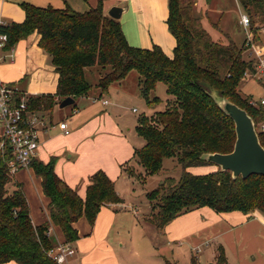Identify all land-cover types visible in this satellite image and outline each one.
I'll use <instances>...</instances> for the list:
<instances>
[{"label":"trees","instance_id":"trees-1","mask_svg":"<svg viewBox=\"0 0 264 264\" xmlns=\"http://www.w3.org/2000/svg\"><path fill=\"white\" fill-rule=\"evenodd\" d=\"M239 2L254 28L260 25L252 18L250 5L257 4L264 9V0ZM22 7L26 13L23 22L0 24V33L8 36L6 49L37 31L39 46L49 54L59 74L55 95L26 96L32 109L52 111L67 97L87 95L94 85L87 80L85 69L96 65L110 67L96 85L102 93L133 69L140 75L141 91L147 102H159L158 97L151 100L150 93L158 83L165 84L170 95L168 107L139 119L136 131L145 144L134 154L146 175L158 173L164 159L171 157H176L183 169L178 182L166 194L163 195L165 187L161 185L147 194L151 201L160 200V211L153 218L158 229H164L177 216L204 206L217 212L259 210L264 213L263 175L234 179L230 171L219 167L207 174L188 171L190 167L214 165L202 159L201 154L231 152L236 140L234 121L209 95L208 84L245 108L256 123L263 117V112L250 105L249 97L238 90L249 68L242 55V45L238 46L225 33L221 34L227 43L214 39L203 26L201 16L194 14L191 0L169 1L167 22L177 42L173 57L158 45L152 49L129 45L120 19L106 15L101 1L86 12L29 3ZM24 93L21 90L16 99ZM259 136L264 146V133ZM10 158L8 154L0 155V264L11 260L19 264H58L48 253L58 244L49 235L51 222L61 228L65 243L75 242L79 233L74 223L80 217L86 216L94 225L104 205L122 202L115 182L103 170L91 177L86 196L82 198L58 176L55 158L48 163L34 158L31 167L42 178L44 193L50 198L51 220L34 225L22 187L14 183L9 173ZM133 173V170L128 172ZM169 180L173 181V177ZM13 184L16 187L11 190ZM215 264H229L222 246Z\"/></svg>","mask_w":264,"mask_h":264},{"label":"crops","instance_id":"crops-1","mask_svg":"<svg viewBox=\"0 0 264 264\" xmlns=\"http://www.w3.org/2000/svg\"><path fill=\"white\" fill-rule=\"evenodd\" d=\"M100 1L106 15L113 6L126 8L120 23L129 45L145 49H152L158 45L165 54L173 57L177 42L167 22L170 0H0V24L23 22L26 17L22 7L24 3L38 7L52 6L57 9L69 7L77 12H86L96 8ZM236 2L241 5L239 0ZM199 3L203 6L204 3L206 6L209 5L207 0L204 2L200 0ZM214 9L217 10L216 6ZM219 11L220 19L218 18L217 23H211L210 26L208 24V28L214 27L218 35L215 37L214 32L207 28L216 40L220 39L221 30L225 29L226 32L229 30L220 21L225 12ZM238 25L240 27L239 20ZM227 35L231 36V33L227 32ZM39 40L40 34L35 31L15 44L13 59L8 58L0 66V80L16 85L27 95H55L59 74L49 54L39 46ZM87 69L85 75L88 80ZM121 81H125V78ZM96 85L87 95L73 97L74 105H80V109L78 107L73 109V113L79 116L72 121L73 126L71 125L69 134H65L57 126L41 134V145L36 159L48 163L55 158V171L58 176L82 198L86 196L91 177L103 170L115 182L116 190L122 198L120 203L104 205L94 225L86 216L80 217L74 223L79 239L70 243L74 254L69 257L67 264H130L119 255L118 246L124 247V242L116 232L115 226L116 223L123 222L119 216L120 210L132 203L126 204V197L118 189L117 183L120 180H131L132 176H135V172L130 175L125 168L135 161V151L141 148L145 141L141 136L142 140L138 139L136 130L131 132L129 125L132 127V123L122 119L115 112L119 104L118 96L121 98V90L116 91L114 97L112 95L110 99L102 100L104 94L109 93V89L102 93ZM123 85L119 86L123 88L125 87ZM40 111L52 113L44 109ZM50 119L54 124L65 121L54 120L51 116ZM135 123L136 128L138 123ZM217 168L216 165H205L190 167L188 171L193 174H207ZM27 170L31 180H24V171L17 178L16 174L22 171L20 170L13 176L14 183L16 185L19 183L22 187L33 224L50 223V198L44 193L42 178L35 174L33 167ZM14 187L15 184L11 190L15 189ZM151 225L155 226L153 222ZM157 230L163 232L165 238L162 247L175 245L181 248L180 251L191 249L189 264H193V261L195 264H215L220 246L224 248L229 264H264V213L259 210L250 213L237 210L217 212L204 206L177 216L164 229ZM49 235L57 243L65 242L63 231L52 222ZM135 248L133 244L134 254L142 257V252ZM155 255H159L164 264H173L161 253ZM148 256L140 258L142 264H162L160 260L153 261ZM2 264L19 263L11 260Z\"/></svg>","mask_w":264,"mask_h":264},{"label":"rangeland","instance_id":"rangeland-1","mask_svg":"<svg viewBox=\"0 0 264 264\" xmlns=\"http://www.w3.org/2000/svg\"><path fill=\"white\" fill-rule=\"evenodd\" d=\"M199 1L200 0H191V3L194 7V14L201 16L203 26L207 29L208 24L210 26L212 25L211 23H217L220 16V13L218 12H220L219 10H223L225 14L221 17L220 21H222L223 25L229 29L227 31L231 33V36L229 37L238 46H241L244 42V32L242 27H239L238 20L241 12H245L242 4L239 3L241 5H238L236 0H214L213 2L211 0L208 2V6H206L205 3L203 6L199 3ZM201 1L204 2L205 0ZM220 5H222L223 9ZM215 6L217 9L216 11L214 9ZM205 8L207 9L206 11ZM250 12L252 18L255 19L256 22L260 23V25H264L263 8L257 7V4H252L250 5ZM257 13L259 14L257 15ZM208 29H211V31L214 32L215 37L218 35V32L214 30V27ZM224 30H221V33L227 34ZM222 34H219L220 42L227 43V40L222 36ZM87 68L88 80L94 85L98 83L99 77L104 76L110 71V67L102 68L98 65ZM120 84H124L123 86L125 87H120ZM119 89L121 90V98L118 96L119 104L116 106L115 112L116 114H119L122 119L132 123V127L131 124L129 125L132 133L135 132V122L138 123L139 119L144 116L151 117L157 111H163L168 107L170 95L167 93L165 84L158 83L156 89L150 93L151 100L154 99V97H158L159 102H147L141 91L140 75L135 69L131 70L127 74L125 81H121V83H113L109 87V93H105L102 100L106 98L110 99L112 95L114 97L116 95L115 92ZM95 90L96 89H94V91ZM238 90L245 97L258 99L262 94L263 85L257 78L250 77L248 79L245 78L241 80ZM79 106L74 104L63 108L56 106L52 110V113H49L48 116L53 117L54 120L64 119L68 125H70L69 129L71 130L72 121L75 117L77 118L79 116L73 113V109L75 107L79 108ZM138 139L142 140L140 136H138ZM27 169L28 168H21L20 170L22 171L19 170L20 172L16 174V177L18 178L21 172L24 171V180H31ZM132 170L135 172V176H132L131 180H120L117 183L118 189L126 197V204H134L127 205L125 208L120 210L119 216L120 218L122 217L123 222H120V224L116 223L115 226L116 232H118L124 242V247L121 245L118 246L120 257L123 260L128 261L130 264H142L140 258L142 259L147 257V255H149L148 257L153 261L155 259L161 261V257L159 255H155L159 252L173 264H189L190 255H192L191 249H184L180 251L181 248H177L175 245L162 247V244L165 242L163 232L158 231L154 225H151L153 218L156 217L160 211V200L151 201L147 196L148 192L158 188L160 185L165 187V191L163 192L164 195L171 189L173 183L178 182L183 172L178 159L176 157L165 158L163 161V168L158 173L153 175H146L144 167L138 163L137 159H135L132 164L125 168L127 173L132 172ZM169 177H173V181L169 180ZM158 199H160V196ZM137 211H139L138 215H136ZM133 244L136 247V250L142 252V257L134 254L135 250L132 249ZM253 257L254 256H252V258ZM161 262L164 264V261Z\"/></svg>","mask_w":264,"mask_h":264},{"label":"built area","instance_id":"built-area-1","mask_svg":"<svg viewBox=\"0 0 264 264\" xmlns=\"http://www.w3.org/2000/svg\"><path fill=\"white\" fill-rule=\"evenodd\" d=\"M239 24L244 31L241 46L243 58L249 63L243 79L255 77L261 81L263 91L258 99L249 97V103L263 112V117L256 124L257 132L264 133V25L255 28L247 12H242ZM7 34L0 33V66L14 57V47L6 49ZM21 90L16 85L0 80V155L8 154L11 158L7 165L10 175L14 176L21 168L31 167L41 145V134L55 126L69 134L68 123L54 122L49 112L32 109L24 93L19 100L16 96ZM107 103V101H103ZM58 264H67L74 249L70 243L61 242L49 250Z\"/></svg>","mask_w":264,"mask_h":264},{"label":"water","instance_id":"water-1","mask_svg":"<svg viewBox=\"0 0 264 264\" xmlns=\"http://www.w3.org/2000/svg\"><path fill=\"white\" fill-rule=\"evenodd\" d=\"M126 11L123 6H113L108 15L114 19H121ZM208 93L216 104L232 118L235 124L236 140L231 152H204L201 158L213 163L222 171H230L232 177L241 176L246 179L253 174L264 176V146L256 129L254 118L245 109L231 101L220 91L208 84ZM75 103L73 97H67L60 103L66 107Z\"/></svg>","mask_w":264,"mask_h":264}]
</instances>
